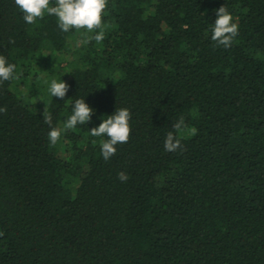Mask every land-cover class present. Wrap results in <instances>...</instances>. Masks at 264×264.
Listing matches in <instances>:
<instances>
[{
  "label": "trees",
  "instance_id": "trees-1",
  "mask_svg": "<svg viewBox=\"0 0 264 264\" xmlns=\"http://www.w3.org/2000/svg\"><path fill=\"white\" fill-rule=\"evenodd\" d=\"M225 5L228 48L210 32ZM102 20L103 41L84 44L0 0L15 65L0 81V264H264V0H107ZM60 76L69 91L52 99ZM78 97L96 112L65 130ZM116 107L129 140L105 161L89 129Z\"/></svg>",
  "mask_w": 264,
  "mask_h": 264
},
{
  "label": "clouds",
  "instance_id": "clouds-1",
  "mask_svg": "<svg viewBox=\"0 0 264 264\" xmlns=\"http://www.w3.org/2000/svg\"><path fill=\"white\" fill-rule=\"evenodd\" d=\"M17 9L22 14L25 24H34L45 15L54 16L58 29L63 33L73 30L82 31L86 38L84 44L94 40L100 44L110 25L102 20V14L106 9L107 0H14ZM216 18L211 23V40L217 46L228 48L238 35V25L234 22L232 12L228 7L221 6L215 10ZM43 54V53H42ZM15 65L9 63L3 55H0V81L15 79L13 75ZM60 77H52L45 81L46 91L52 99L55 97L64 100L69 91V85ZM42 101V100H41ZM66 101V100H65ZM96 110L92 108L85 98L78 97L71 102V113L64 121L65 130L75 129L77 125L89 124ZM45 123L49 124L48 140L55 145L60 138L61 132L51 126L52 117L44 115ZM98 126L89 129L92 137L101 138L100 154L105 161L116 153L117 145L126 143L130 135V111L126 107H120L110 115L99 117ZM184 126L183 119H179L173 124V131H169L165 136V151H175L180 147V139L176 132ZM195 133V129H192ZM118 179L127 181L125 172L118 173Z\"/></svg>",
  "mask_w": 264,
  "mask_h": 264
}]
</instances>
